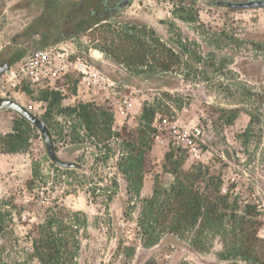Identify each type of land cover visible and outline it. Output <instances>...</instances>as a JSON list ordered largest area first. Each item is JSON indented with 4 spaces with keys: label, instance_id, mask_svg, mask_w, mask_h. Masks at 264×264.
I'll use <instances>...</instances> for the list:
<instances>
[{
    "label": "rangeland",
    "instance_id": "rangeland-1",
    "mask_svg": "<svg viewBox=\"0 0 264 264\" xmlns=\"http://www.w3.org/2000/svg\"><path fill=\"white\" fill-rule=\"evenodd\" d=\"M44 1L0 0L2 63L9 60L14 66L29 51L50 46L47 23L39 19ZM242 1L249 0H130L109 23L153 31L179 51L180 67L160 72L149 66L128 68L105 56L92 61L121 94L133 99V108L126 114V119L134 117L129 130L138 127L145 102L157 108L156 116L177 119L185 128L198 127L200 158L190 166L208 170L199 184L201 191L206 195V184L218 185L238 208L237 214L251 206L260 229L264 219V8L234 10L219 4ZM90 34L57 44L88 56L95 43ZM75 79L65 84L60 105L50 108L47 121L58 157L81 169L54 166L39 131L26 121L28 126L22 125L23 119L14 112L0 111V139L13 124L20 126L22 134L17 153H1L0 146V264H38L31 257L28 233L55 206L67 213L64 224L72 226L77 242L72 264H143L150 259L157 264H227L218 257L222 244L216 235L203 238L202 252L193 249L189 234L182 239L165 235L154 247L142 246L136 225L140 200L151 197L153 189L168 190L172 184L173 177L162 169L164 154L180 155L182 170L188 171L186 154L164 134L163 147L152 141V169L135 196L116 166L122 141L97 143L75 115L60 113L80 104L72 99ZM44 89L9 90L0 77V99L11 98L40 118L49 109V101L41 99ZM39 103L41 107L35 109ZM98 106L112 113L106 105ZM231 112L236 117L227 125ZM112 127L120 128L114 121ZM130 247L135 250L127 257L125 249ZM236 264L250 263L237 260Z\"/></svg>",
    "mask_w": 264,
    "mask_h": 264
},
{
    "label": "trees",
    "instance_id": "trees-1",
    "mask_svg": "<svg viewBox=\"0 0 264 264\" xmlns=\"http://www.w3.org/2000/svg\"><path fill=\"white\" fill-rule=\"evenodd\" d=\"M112 1L71 2L74 9L80 7L83 10V16L75 19V23L80 22V26L76 27L73 36L91 32L95 49L111 61L128 68L149 66L160 72H169L180 67L179 51L166 45L153 31L145 27L111 25L109 20L126 7L130 0L116 1L115 4ZM62 41H50L49 45ZM2 62L0 59V64ZM6 62L10 63L9 60ZM69 79L58 80L57 86L67 84ZM77 82V79L73 81L71 94L75 93ZM22 88L29 92L26 83L21 85ZM41 99L43 102L49 101V109L41 117L48 127L50 108H58L62 96L59 91L46 88L41 92ZM60 113L75 115L87 134L97 143L112 138L122 141L123 152L116 163L117 170L132 188L133 194L138 196L145 174L152 169L150 152L155 134L152 123L157 108L143 103L137 120L138 127L134 130H129L125 125L113 129V114L92 104H78L73 108L61 109ZM235 117V112H231L227 125H231ZM21 124L28 126L24 120H21ZM21 142L20 126L13 124L11 132L0 139L1 153H17ZM182 164L180 155L174 151L166 152L162 169L173 177L172 184L168 190L153 189L151 197L140 200L136 225L142 246L154 247L165 235L182 239L189 234L193 249L202 252L205 249L203 238L210 234L221 239L222 251L218 257L222 262L236 264L237 260H242L250 264H263L264 240L257 237L259 222L255 219L256 214L250 211L252 207L246 205L237 214L238 208L228 202L227 195L220 193L218 185L206 184L209 192L205 195L199 184L203 183V176L208 170L202 166H192L190 170L183 171ZM67 218L65 210L55 206L48 210L43 223L33 226L29 231L31 257L38 264H72L77 253V242L71 233L72 226L64 224ZM225 223L231 225L225 227ZM125 250L127 257H130L135 249L130 247ZM143 264L157 263L150 259Z\"/></svg>",
    "mask_w": 264,
    "mask_h": 264
},
{
    "label": "built area",
    "instance_id": "built-area-1",
    "mask_svg": "<svg viewBox=\"0 0 264 264\" xmlns=\"http://www.w3.org/2000/svg\"><path fill=\"white\" fill-rule=\"evenodd\" d=\"M103 53L95 48H89L88 56L69 51L59 44L29 51L18 62L1 74L9 90H20L26 83L29 88L42 87L57 90L61 94L65 85L57 86V81L75 77L78 82L72 99L80 104L106 105L112 111L114 124L129 126L133 116L126 119V114L133 108V99L121 94L117 84L105 73L99 70L92 60H102ZM41 103L35 105L40 108ZM124 115L119 118L118 115ZM155 129L153 143L163 147V134L186 154L185 163L189 168L200 158L197 140L200 136L198 127L185 128L179 120H169L166 117L155 116L152 123ZM185 164V165H186ZM264 238V219L257 232Z\"/></svg>",
    "mask_w": 264,
    "mask_h": 264
},
{
    "label": "water",
    "instance_id": "water-1",
    "mask_svg": "<svg viewBox=\"0 0 264 264\" xmlns=\"http://www.w3.org/2000/svg\"><path fill=\"white\" fill-rule=\"evenodd\" d=\"M228 6L234 10H245V9H256L264 8V0H249L242 2H229ZM9 67V63H4L0 66V75L6 71ZM8 110L17 114L21 119L29 123L31 126L36 128L40 135L42 142L44 144L45 153L51 163L61 169H81V165L62 160L57 155V150L55 148L54 140L52 138L51 132L43 120L38 117L33 112L29 111L23 105L19 104L11 98H1L0 99V111Z\"/></svg>",
    "mask_w": 264,
    "mask_h": 264
},
{
    "label": "flooded vegetation",
    "instance_id": "flooded-vegetation-1",
    "mask_svg": "<svg viewBox=\"0 0 264 264\" xmlns=\"http://www.w3.org/2000/svg\"><path fill=\"white\" fill-rule=\"evenodd\" d=\"M80 0H45L44 1V12L40 15L39 19L45 21L48 26V32L45 35L50 41L55 40H67L71 39L73 32L78 28L80 22L75 23V19L79 16H83L82 8L74 9L71 5V2H78ZM116 1L113 0V4ZM229 2H219L220 5L228 6ZM229 7V6H228ZM70 11V12H69ZM74 13V15H72ZM73 36V37H70ZM77 36V35H76ZM66 38V39H65ZM7 63V62H6ZM4 64V63H3ZM3 64H0L2 66ZM1 77V75H0Z\"/></svg>",
    "mask_w": 264,
    "mask_h": 264
}]
</instances>
